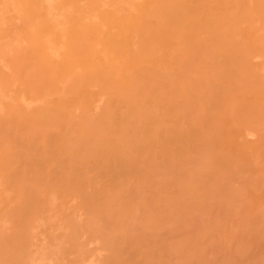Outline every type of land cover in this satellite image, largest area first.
Returning a JSON list of instances; mask_svg holds the SVG:
<instances>
[{"label": "bare ground", "instance_id": "bare-ground-1", "mask_svg": "<svg viewBox=\"0 0 264 264\" xmlns=\"http://www.w3.org/2000/svg\"><path fill=\"white\" fill-rule=\"evenodd\" d=\"M45 202L43 264H264V0H0V264Z\"/></svg>", "mask_w": 264, "mask_h": 264}, {"label": "rangeland", "instance_id": "rangeland-1", "mask_svg": "<svg viewBox=\"0 0 264 264\" xmlns=\"http://www.w3.org/2000/svg\"><path fill=\"white\" fill-rule=\"evenodd\" d=\"M56 195H57V194H55V195H53V196H55V197L58 198L59 196H56ZM53 196H52V197H53ZM50 198H51V197H48V198H47V199H48V202H50V205H53V202H54V201H53L52 199H50ZM57 198H56L55 203H59V204L61 203L60 205L64 206V208H65V205H64V203H63V202H64V199H63L62 197H61V198H58V199H57ZM62 199H63V200H62ZM50 200H52L53 202H51ZM57 200H58V202H57ZM59 200H60V202H59ZM46 202H47V201H46ZM46 202H45V205H47L46 207L49 206V208H46L45 206H44V207H45L47 210L50 209L51 207H53V206L48 205V203H46ZM55 203H54V204H55ZM59 204H58V206H59ZM56 205H57V204H56ZM59 207H60V206H59ZM46 209H45V210H46ZM51 209L53 210V208H51ZM54 209H55V211H56L57 213H58V212L61 213V211H62V209H61V208H57V206H56V207L54 206ZM56 209H59V210L57 211ZM45 210H44V211H45ZM47 210H46L45 213H47L48 215L46 214V216H44L45 213H42V214L40 215L39 219H43V220H40V222L38 221V222H37V223H38V224H37V225H38V228H37V226H36V227L33 229V233L36 232V233H34V235L37 234L36 237H35V236L32 237V238H34L33 241H35L36 246H35V245L33 246V243H34V242H33L32 245H31V246H33V247H30L31 249H32V248H33V249L36 248L37 250H39V252H40V251L42 252V251L44 250L43 248L45 247L44 253H45V251L47 250V246H48V245H50V246H49L50 248H51L52 246L55 245V244H54V245H51V244H53V241H54V240H51L52 237H49V236H53V235H50V233H52V234L55 233V234H56V233L58 232V230H59V232H60V231H61V228H62V224H60V225H61V228H59L60 226H58L59 224L57 223V224H58V225H57L58 229H54L55 227L52 229V226L50 225V226H51V228H50V226H47V223H48V224H53V222L55 221V218H54V217L60 219V220H59V223H60L61 220L64 219V218L66 217L65 215L67 214V212H62V215H64L63 218H62L61 214L58 213L59 215H57L55 211H52V210H50V211L48 210V211H47ZM60 210H61V211H60ZM64 211H65V209H64ZM66 211H67V210H66ZM55 214H56V215H55ZM51 216H53L52 219H53L54 221H52V219H51V220L47 219V217H48V218H49V217L51 218ZM58 216H59V217H58ZM60 216H61V217H60ZM48 221H51L52 223H51V222L49 223ZM56 221H57V220H56ZM57 222H58V221H57ZM40 223H41V224H40ZM42 223H43V224H42ZM54 223H56V222H54ZM2 225L5 226L6 224L2 223ZM42 225H43V226H42ZM41 226H42V227H41ZM55 226H56V224H55ZM47 228H48V229H47ZM49 228H50L51 230H49ZM48 230L51 231V232H48ZM53 230H54L55 232H54ZM38 231H39L40 234L37 233ZM56 231H57V232H56ZM48 234H49V235H48ZM57 234H58V233H57ZM57 234H56V235H57ZM56 235H55V238H56ZM37 237H38V238H37ZM39 237H42V239L40 240ZM53 239H54V237H53ZM36 240H37V241H36ZM50 240H51L52 243L50 242ZM43 241H44V245H45L44 247L42 246V244H43L42 242H43ZM38 242H39V244H38ZM40 242H41V243H40ZM47 242H48V244H47ZM35 243H34V244H35ZM54 243H55V241H54ZM46 244H47V246H46ZM39 245H40V247H37V246H39ZM42 247H43V248H42ZM53 248H55V246H54ZM53 248H51V249H53ZM33 249H32V251H31L32 253H30V254H32V256H33L32 259H33V260H34V259L37 260L39 257L42 259V256H40L41 253H40V254L38 253V254H39L38 258H34L35 255L37 256V252H38V251H37L36 249H34V250H33ZM35 250H36V251H35ZM53 250H55V249H53ZM33 251H34V252H33ZM35 252H36V253H35ZM66 252H67V253H68V252L71 253L70 251H66ZM66 252H65V254H66ZM97 252H98V251H96L95 255H97V254H100V255H101V254L103 253V252H99V253H97ZM65 254H64V255H65ZM64 255H63V256H64ZM69 255H70V254H69ZM71 255H72V254H71ZM71 255H70V256H68V254L65 255V256H68V259H67V257H66V259H65V257H64V259L62 260V263L64 264V263L66 262V264H73V260L75 259L74 257H76V256L73 257V255H72V256H71ZM75 255H76V253H75ZM95 255H93L92 258H91L90 260L96 258ZM32 256H31V257H32ZM35 260H34V261H35ZM39 260H40V259H39ZM42 260H43V259H42ZM46 260H47V259H44V261H46ZM44 261H38V260H37V262H35V263H36V264H37V263L39 264V262H41L40 264H43L42 262H44ZM49 261H50V260H49ZM53 261H54V262H53ZM47 262H48V261H47ZM50 262H51L50 264H56L55 260H53V259H52ZM31 264H32V263H31ZM45 264H46V262H45ZM47 264H48V263H47Z\"/></svg>", "mask_w": 264, "mask_h": 264}]
</instances>
